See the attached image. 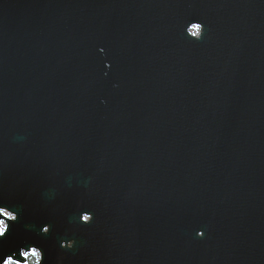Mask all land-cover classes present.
I'll list each match as a JSON object with an SVG mask.
<instances>
[{
  "label": "water",
  "instance_id": "1",
  "mask_svg": "<svg viewBox=\"0 0 264 264\" xmlns=\"http://www.w3.org/2000/svg\"><path fill=\"white\" fill-rule=\"evenodd\" d=\"M0 207V259L264 264V0H0Z\"/></svg>",
  "mask_w": 264,
  "mask_h": 264
},
{
  "label": "snow or ice",
  "instance_id": "2",
  "mask_svg": "<svg viewBox=\"0 0 264 264\" xmlns=\"http://www.w3.org/2000/svg\"><path fill=\"white\" fill-rule=\"evenodd\" d=\"M194 27H197L199 28L200 26L199 25H194ZM0 214H2L3 216L5 217H9V218H12L11 217V213H9L7 210H6V207H0ZM84 220L86 223H88V220L89 218L88 217H84ZM0 223H3V221H0ZM45 232L48 231L47 228L44 229ZM5 233H6V228L3 226L2 229H0V237H4L5 236ZM200 235H203V233H199ZM33 249H31V252H32ZM28 252H24L22 253V255L24 257H27L28 256ZM0 264H19V262L17 260H14V258L12 256H7V258H3V259H0Z\"/></svg>",
  "mask_w": 264,
  "mask_h": 264
},
{
  "label": "flooded vegetation",
  "instance_id": "3",
  "mask_svg": "<svg viewBox=\"0 0 264 264\" xmlns=\"http://www.w3.org/2000/svg\"><path fill=\"white\" fill-rule=\"evenodd\" d=\"M6 210L9 212V213H11V217L12 218H9V217H5V216H3L2 214H0V221H3V223H0V226H2V228H3V226L6 228V232L8 231V229H9V226H10V222L11 221H15L17 218H18V214L16 213V212H14V211H11L10 209H7L6 208ZM83 217V219H84V216H82ZM45 228H47V229H49V227H48V225H46L44 228H43V232H45L44 231V229ZM48 232V231H47ZM6 234V233H5ZM19 235H17V237H18ZM33 249V248H32ZM37 250L40 252V254H41V251H40V249L39 248H37ZM31 252L29 253V255L27 256V261L29 262V264H31V260L32 259H34V257H32L31 255Z\"/></svg>",
  "mask_w": 264,
  "mask_h": 264
},
{
  "label": "clouds",
  "instance_id": "4",
  "mask_svg": "<svg viewBox=\"0 0 264 264\" xmlns=\"http://www.w3.org/2000/svg\"><path fill=\"white\" fill-rule=\"evenodd\" d=\"M0 229H2V226H0ZM29 255V254H28ZM32 257H34V259L31 260V264H40V260L42 258L40 252L33 248L31 254H30ZM25 264H29L28 261H25Z\"/></svg>",
  "mask_w": 264,
  "mask_h": 264
},
{
  "label": "rangeland",
  "instance_id": "5",
  "mask_svg": "<svg viewBox=\"0 0 264 264\" xmlns=\"http://www.w3.org/2000/svg\"><path fill=\"white\" fill-rule=\"evenodd\" d=\"M192 31L195 32V33H197L198 30L196 28H194Z\"/></svg>",
  "mask_w": 264,
  "mask_h": 264
}]
</instances>
